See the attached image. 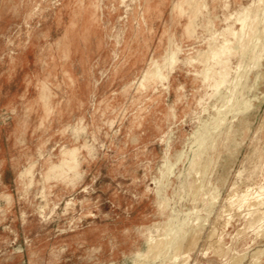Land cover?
<instances>
[{"label": "rangeland", "instance_id": "1", "mask_svg": "<svg viewBox=\"0 0 264 264\" xmlns=\"http://www.w3.org/2000/svg\"><path fill=\"white\" fill-rule=\"evenodd\" d=\"M97 1L0 0V264H264V0Z\"/></svg>", "mask_w": 264, "mask_h": 264}, {"label": "bare ground", "instance_id": "2", "mask_svg": "<svg viewBox=\"0 0 264 264\" xmlns=\"http://www.w3.org/2000/svg\"><path fill=\"white\" fill-rule=\"evenodd\" d=\"M75 1H77V2H81V0H75ZM203 3V2H202ZM225 3V2H224ZM88 5H91V6H93V8H96L97 7V5H98V1L97 0H89V2L87 3V6ZM200 7V6H199ZM202 7V6H201ZM247 9L248 8H245V11H247ZM197 10H198V7H197ZM196 10V12H198ZM243 11H244V9H243ZM242 12V11H241ZM241 12H238L239 13V15H237V17H236V20L239 22V24H240V26H239V33H241L242 34V31L243 30H245V28L247 27L248 28V25H250V23H252V21L255 19V18H253V19H251L252 17H248L247 15V13H250L249 11H247V13L246 14H243V12L241 13ZM93 11L91 12V14H90V16H92L93 18H95L96 17V15H93ZM245 13V12H244ZM259 13V12H258ZM253 14H254V12H253ZM257 15H255V17H256ZM254 17V16H253ZM251 19V21H250V19ZM249 19V20H248ZM227 20V19H226ZM207 21H209V20H207ZM193 22H194V20L192 19V18H190L189 19V22H188V24H187V26H186V28H187V31L188 32H190V33H192V25H193ZM72 24H74V20H73V18H71V20H70V25H72ZM246 28V29H247ZM229 29V31H230V33H232V34H234L235 36H237L238 37V35H236L235 33H234V30L232 29V30H230V28H228ZM228 29H226L227 31H228ZM69 31H70V29L68 28V29H66L65 31H64V33H63V35H62V38L63 39H67L68 37H69ZM247 31V30H246ZM223 33V32H222ZM238 33V32H237ZM244 34L245 35H247L245 32H244ZM244 35V36H245ZM243 36V35H242ZM241 36V37H242ZM246 37V36H245ZM225 40V39H224ZM223 40V41H224ZM238 40H240V38L238 37ZM226 41H224L223 43H220V44H218V46L217 47H214V48H212V50H210L211 51V54L209 55V53L208 54H206L207 56L209 55L210 57H209V59L208 60H210V58H212V60H213V63L212 64H210V65H208V66H206V70H203V72H204V76H203V78H204V80H209V79H211L212 80V82L210 83V86H212L214 89H217V88H219L220 86H222L223 84H227L226 82H228V78H227V66H226V61H227V59H228V56H229V52L231 53V48L229 47V45H227L226 43H225ZM238 42V41H237ZM211 45V44H210ZM177 49H178V47H176ZM211 48V47H210ZM209 48V49H210ZM240 48V47H239ZM238 48V49H239ZM208 49V50H209ZM209 52V51H208ZM247 52V51H246ZM175 51H173L172 53H171V55H169L168 56V58H166L167 60H164V58H161V59H158V58H153L152 57V60L150 61V62H148V64H147V66H148V69H147V78H146V76H145V78H146V80L148 81V84L149 83H158V82H162L163 81V79L164 78H166V74L163 72V70H164V68L166 67V65L167 64H172L174 61H175V58H174V56H176L177 54H175ZM200 55V54H199ZM205 54H204V57L206 56ZM206 56V57H207ZM258 56H259V54H258ZM191 61H192V59H191ZM161 62H162V65H161ZM210 62H212V61H210ZM256 63V62H255ZM154 65V67H153V70L152 69H150V68H152V66ZM214 65H217L218 66V69H212V67L214 66ZM150 67V68H149ZM208 67V68H207ZM214 68V67H213ZM212 69V71L210 72L209 70H211ZM210 73H209V72ZM217 73V75L215 76V74ZM145 74V73H144ZM229 74V73H228ZM231 82V81H230ZM229 84V83H228ZM230 85V84H229ZM224 87V86H223ZM228 87V86H227ZM226 88V87H225ZM218 90H220V89H218ZM217 90V91H218ZM213 91V90H212ZM230 92V91H229ZM209 95V94H208ZM214 95V94H213ZM217 95H221V94H219V93H217ZM210 96V95H209ZM212 96V95H211ZM215 97V96H214ZM223 97V96H222ZM213 98V97H212ZM218 98V97H217ZM216 98V99H217ZM201 100V99H200ZM206 109V108H205ZM203 110V109H202ZM80 129V128H79ZM75 131V130H74ZM77 131V130H76ZM80 131V130H79ZM79 131H77V132H79ZM84 146H86V147H88V145L87 144H85ZM78 151H79V147L78 146H72V147H61V149H60V153H59V157H58V160L56 161V162H53V161H51L49 164H48V166H47V170H46V172H45V176H49V174L50 173H52V174H54V175H63L64 173H66V171L67 170H69V169H75L76 168V166L78 165V157H77V153H78ZM90 153H92V152H90ZM35 163H36V161L35 160H30L29 161V163H28V165L25 167V172H21V173H23V178L24 177H26V176H29V178H28V184H30L31 182H32V175H33V167L35 166ZM20 172V171H19ZM20 177V176H19ZM56 177V176H55ZM22 177H21V179H23ZM22 186H24V182H23V185ZM190 186V185H189ZM248 188V187H247ZM262 188V187H261ZM241 194V193H240ZM243 194V193H242ZM260 194V193H259ZM258 194V195H259ZM257 195V196H258ZM8 196V195H7ZM256 197V195L253 197V198H255ZM259 198H260V195L258 196ZM6 198V197H5ZM237 199H239V205H241L244 201H245V197L244 196H242L241 198H238L237 197ZM248 199H249V197H248ZM261 199V198H260ZM263 199V198H262ZM261 199V200H262ZM256 200H257V198H256ZM261 200H259L258 202L259 203H261L262 201ZM232 201V200H231ZM236 201V200H235ZM254 204V206H255V203H253ZM264 204V203H263ZM238 205V206H239ZM259 205V204H258ZM262 205V204H261ZM263 212V211H262ZM263 214L264 213H262V216H263ZM262 216L261 217H257V218H254L253 220L251 219V223H253V222H255L256 220H258L259 221V219H261L262 218ZM264 217V216H263ZM256 223V222H255ZM249 225H253V224H249ZM249 225H248V227H249ZM148 238V237H147ZM158 238V237H157ZM160 238H163V236L161 237L160 236ZM165 239V238H164ZM146 240H148V239H146ZM150 240V239H149ZM149 240H148V242H149ZM155 240V239H154ZM156 240H158V239H156ZM151 242V241H150ZM155 242V241H154ZM161 242V241H160ZM159 242V243H160ZM163 242V241H162ZM164 242H166V241H164ZM156 243H157V241H156ZM158 244V243H157ZM153 245V244H152ZM148 246V245H147ZM160 247V246H159ZM176 247V246H175ZM157 248V247H156ZM158 249V248H157ZM151 250V249H150ZM155 250V249H154ZM153 251V250H152ZM151 251V252H152ZM164 252V251H163ZM156 254V253H155ZM156 255H158V254H156ZM159 256V255H158ZM175 257V256H174Z\"/></svg>", "mask_w": 264, "mask_h": 264}]
</instances>
